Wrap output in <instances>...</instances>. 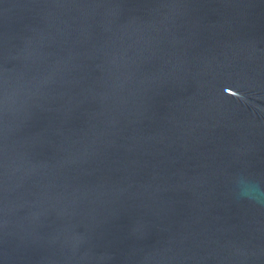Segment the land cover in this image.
Masks as SVG:
<instances>
[{"label":"water","instance_id":"95a60500","mask_svg":"<svg viewBox=\"0 0 264 264\" xmlns=\"http://www.w3.org/2000/svg\"><path fill=\"white\" fill-rule=\"evenodd\" d=\"M0 264H264V0H0Z\"/></svg>","mask_w":264,"mask_h":264}]
</instances>
